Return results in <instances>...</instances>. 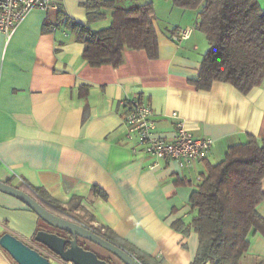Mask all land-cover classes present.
Wrapping results in <instances>:
<instances>
[{
  "label": "crops",
  "instance_id": "0c3cea01",
  "mask_svg": "<svg viewBox=\"0 0 264 264\" xmlns=\"http://www.w3.org/2000/svg\"><path fill=\"white\" fill-rule=\"evenodd\" d=\"M256 1L264 12V0ZM146 2L154 7L158 57L125 50L117 68H93L83 60V45L59 16L86 24L70 11L73 0H62L61 12L31 11L10 39L0 33V182L42 188L63 205L80 198L86 213L77 215L109 229L141 264H190L198 248L190 196L205 163L221 162L248 136L264 139V80L247 94L225 83L196 90L188 80L197 77L208 49L196 28L198 11L178 8L172 0L140 1ZM102 12L108 26L111 13ZM187 28L189 38L175 42L173 37ZM135 99L151 107L154 135L173 137L180 122L195 138L212 142L209 153L183 166L134 152L122 122V102ZM261 186L264 193V178ZM256 212L264 221V200ZM41 222L22 202L0 193V237L11 233L40 250L33 237L44 230ZM176 222L187 233L175 229ZM247 240L248 258L242 261L264 260V233L251 230ZM87 244L109 263L122 264ZM0 264H15L1 248Z\"/></svg>",
  "mask_w": 264,
  "mask_h": 264
},
{
  "label": "trees",
  "instance_id": "16d2710c",
  "mask_svg": "<svg viewBox=\"0 0 264 264\" xmlns=\"http://www.w3.org/2000/svg\"><path fill=\"white\" fill-rule=\"evenodd\" d=\"M122 1L85 0L86 24L59 14L64 25L83 45L82 58L90 67L117 68L123 63L125 50L144 51L150 60L158 57L153 4L131 0L124 5ZM172 3L178 8L198 11L196 28L208 43L197 77L188 80L190 85L207 92L213 84L225 83L247 94L262 84L264 12L256 0H172ZM102 11H110L109 25L92 30L91 24L105 19ZM263 178L264 139L253 136L230 147L221 162L205 163V173L189 199L191 209L196 211L191 227L198 238L196 256L190 264H241L248 258V234L251 230L264 233V221L256 212V207L264 200ZM16 188L49 212L78 220L122 248L109 229L94 227L89 223L91 220L77 215L76 212L86 213L80 206V198H72L63 205L42 188L28 187V191L20 186ZM92 190L105 198L99 189ZM173 227L188 231L180 222ZM250 263L264 264V260L252 258Z\"/></svg>",
  "mask_w": 264,
  "mask_h": 264
},
{
  "label": "built area",
  "instance_id": "2783aa9c",
  "mask_svg": "<svg viewBox=\"0 0 264 264\" xmlns=\"http://www.w3.org/2000/svg\"><path fill=\"white\" fill-rule=\"evenodd\" d=\"M62 0H0V33L6 39L14 34L18 26L33 10L60 11ZM191 29H183L173 37L175 42L189 38ZM123 125L127 139L134 144L133 151L143 153L155 161L174 160L188 166L204 158L212 147L209 139H197L177 122L176 132L171 138L154 135L155 117L151 107L140 100L123 101ZM176 117V113L171 114ZM156 166V164H153ZM41 251V250H39ZM53 264L64 263L59 258H51Z\"/></svg>",
  "mask_w": 264,
  "mask_h": 264
},
{
  "label": "water",
  "instance_id": "95a60500",
  "mask_svg": "<svg viewBox=\"0 0 264 264\" xmlns=\"http://www.w3.org/2000/svg\"><path fill=\"white\" fill-rule=\"evenodd\" d=\"M0 193L22 202L54 230L53 232L38 231L34 235L33 242L40 245L42 251L26 244L11 233H4L0 237V248L15 264H53L50 262L51 258H59L62 262L71 264H110L100 259L94 251L85 249L79 242L91 243L102 248L122 264H141L124 249L103 239L82 223L49 212L21 189L0 182Z\"/></svg>",
  "mask_w": 264,
  "mask_h": 264
},
{
  "label": "rangeland",
  "instance_id": "374dc122",
  "mask_svg": "<svg viewBox=\"0 0 264 264\" xmlns=\"http://www.w3.org/2000/svg\"><path fill=\"white\" fill-rule=\"evenodd\" d=\"M68 1H70V0H68ZM74 1V7L73 8H71L70 9V11H75V12H73L72 14H74L75 16H76V18L77 19H79V18H83L84 20H86V13H85V9H84V7L81 5V4H79V0H73ZM71 7H72V5H71ZM69 10V9H68ZM69 11V12H70ZM49 14V16H53L54 14L52 13V12H49L48 13ZM107 23H108V20L107 19H104V20H102V21H98V22H95V23H93V24H91L90 25V28H92L93 30L94 29H98V28H102V27H104V26H106L107 25ZM71 32V31H70ZM69 32V33H70ZM72 33V32H71ZM73 34V33H72ZM19 186V185H18ZM79 215H81V214H79ZM41 226H42V228L44 229V230H50L51 229V227H49L48 225H46L43 221L41 222ZM37 247L39 248V249H42L41 248V246L40 245H37ZM241 264H246L244 261L241 263Z\"/></svg>",
  "mask_w": 264,
  "mask_h": 264
},
{
  "label": "flooded vegetation",
  "instance_id": "af4514ba",
  "mask_svg": "<svg viewBox=\"0 0 264 264\" xmlns=\"http://www.w3.org/2000/svg\"><path fill=\"white\" fill-rule=\"evenodd\" d=\"M44 231H48V232H53L54 230L50 229V230H44ZM80 245H82L85 249L87 250H91L93 251L89 246L88 244H85V243H82V242H79ZM42 251V249H40ZM99 257V256H98ZM100 259H102L101 257H99ZM102 260H105V259H102ZM107 262H109L108 260H105ZM111 264V263H110Z\"/></svg>",
  "mask_w": 264,
  "mask_h": 264
}]
</instances>
